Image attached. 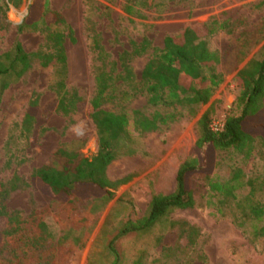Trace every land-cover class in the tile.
Wrapping results in <instances>:
<instances>
[{"label":"trees","instance_id":"obj_1","mask_svg":"<svg viewBox=\"0 0 264 264\" xmlns=\"http://www.w3.org/2000/svg\"><path fill=\"white\" fill-rule=\"evenodd\" d=\"M168 1L173 0H123L122 10L129 16L142 18V9L161 12ZM18 2L0 0V38L10 26L6 14L9 3L16 6ZM263 3L261 0L257 5ZM247 25L242 16L188 23L178 33L167 34L162 47L155 46L146 36L139 41L131 40L130 48L116 59H109L98 34H92L94 92L86 101L65 82L68 67L65 41H75L72 27L59 11L50 7L49 0H34L16 28L18 33L28 29L39 32L43 43L27 51L16 40L11 49L0 54V91L10 78L18 79L34 66L52 67L53 78L47 88L55 94V112L64 116L78 112L88 115L96 127L98 147L92 156L79 148L58 147L50 162L31 170L29 180L14 173L7 181H0V264H62L81 245L78 238L75 247L67 245V234L55 236L46 220L47 208L34 207L27 216L18 210H8L6 201L11 193L32 185L42 186L65 211L74 210L82 199H111L112 189L123 179L110 180L107 168L119 155L135 152L130 146L132 136L163 130L186 114L194 115L208 103L231 71H236L238 93L223 127L219 130L211 127L212 107L200 115L193 150L177 167L174 190L155 193L142 216L121 222L115 229L108 241V248L114 253L111 264L120 261L115 247L119 240L147 233L165 220L178 229L179 236L194 244L200 230L187 221L170 219L171 212L177 209L200 206L213 218L230 217L239 228L248 224L252 240L264 238V202L256 197L264 179L258 185V177L248 175L243 168V162L251 156L264 159V17L254 29ZM221 32L231 36L223 55L208 46L209 39ZM262 41L260 55L239 67ZM144 55L148 57L137 77L131 62ZM227 56L232 57V65L227 63ZM116 81L126 87L122 94L125 100L144 96L146 109L124 112L104 109ZM39 100L40 91L32 92L21 122L22 136L32 133ZM223 153L227 158L222 159ZM223 160L228 162L221 173ZM195 176L204 181L203 195H197L192 187ZM85 189L90 193L82 196ZM132 264H141V258Z\"/></svg>","mask_w":264,"mask_h":264},{"label":"rangeland","instance_id":"obj_2","mask_svg":"<svg viewBox=\"0 0 264 264\" xmlns=\"http://www.w3.org/2000/svg\"><path fill=\"white\" fill-rule=\"evenodd\" d=\"M260 1L173 0L168 1L161 12L142 9L144 16L139 18L123 12V0H49L50 7L64 16L74 32L75 41H65L68 63L65 82L86 101L93 95L92 34H98L110 54L109 59H116L119 53L130 48L131 40L139 41L146 36L155 46L162 47L167 34L178 33L188 23H201L212 17L242 16L247 27L254 29L264 17V3L257 5ZM33 3L34 0H19L16 6L9 3L6 14L10 26L0 38V54L11 49L16 40L27 51L43 43L39 32L28 29L18 33L16 28ZM230 43L231 36L221 32L209 39L208 46L223 55ZM262 44L263 41L253 47L239 67L251 57H258ZM147 57L144 55L131 62L137 77ZM225 59L232 65V57ZM235 72L225 75L208 103L200 106L194 115L186 114L163 130L132 136L130 146L135 152L119 155L107 168L110 180L123 179L112 189L111 199H82L74 210L65 211L52 201L44 187L32 185L11 193L6 201L8 210H18L27 216L34 207L47 208L46 220L56 237L67 234V245L72 246L78 238L81 245L67 255L62 264H111L114 253L109 250L108 241L115 229L121 222L142 216L155 193L174 190L177 167L193 150L200 115L212 107L211 127L214 130L223 127L238 93ZM52 78V67L34 66L24 76L10 78L0 91V181H7L14 173L29 180L31 170L50 162L58 147L79 148L87 156L96 153L98 135L91 118L84 112L69 116L55 112V94L47 88ZM125 89L124 84L116 81L103 108L114 112L146 109L144 96L125 100L122 96ZM34 91H40L34 128L30 135L22 136V118ZM224 158L227 157L223 153ZM227 162L223 160L221 173ZM243 168L248 175L258 177L256 183L262 185L259 183L264 179L263 158L251 156L243 162ZM192 187L199 196L205 193L200 176L192 179ZM89 193V189L81 191L82 196ZM256 197L264 202V184L258 187ZM169 218L197 226L199 239L191 244L165 220L147 233L119 240L115 245L120 260L117 264H132L137 258H141V264H264V238L252 240L248 224L239 228L230 217L213 218L200 206L174 210ZM166 247L168 251L164 250Z\"/></svg>","mask_w":264,"mask_h":264}]
</instances>
